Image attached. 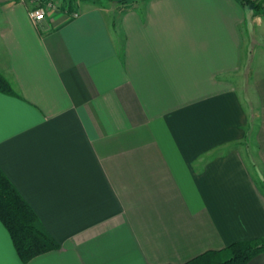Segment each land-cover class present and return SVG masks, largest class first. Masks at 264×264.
I'll return each mask as SVG.
<instances>
[{"label": "crops", "instance_id": "1", "mask_svg": "<svg viewBox=\"0 0 264 264\" xmlns=\"http://www.w3.org/2000/svg\"><path fill=\"white\" fill-rule=\"evenodd\" d=\"M29 7L0 0V169L58 247L23 262L0 221V264H183L264 236V14Z\"/></svg>", "mask_w": 264, "mask_h": 264}, {"label": "trees", "instance_id": "2", "mask_svg": "<svg viewBox=\"0 0 264 264\" xmlns=\"http://www.w3.org/2000/svg\"><path fill=\"white\" fill-rule=\"evenodd\" d=\"M68 9L75 0H59ZM101 3L102 0H84ZM127 4L136 0H110ZM252 15L264 14V0H238ZM0 91L15 94L10 82L0 74ZM263 182V180H261ZM0 221L8 231L12 243L25 262L31 257L58 247V243L0 169ZM264 253V236L234 241L224 248L204 252L183 264H245L252 256Z\"/></svg>", "mask_w": 264, "mask_h": 264}, {"label": "built area", "instance_id": "3", "mask_svg": "<svg viewBox=\"0 0 264 264\" xmlns=\"http://www.w3.org/2000/svg\"><path fill=\"white\" fill-rule=\"evenodd\" d=\"M20 2H29L30 7L28 8V14L32 20L35 22L40 21L45 18L50 10L57 9L61 6L59 0H14ZM68 10L67 7H65ZM72 15H76L77 11L73 10Z\"/></svg>", "mask_w": 264, "mask_h": 264}, {"label": "rangeland", "instance_id": "4", "mask_svg": "<svg viewBox=\"0 0 264 264\" xmlns=\"http://www.w3.org/2000/svg\"><path fill=\"white\" fill-rule=\"evenodd\" d=\"M262 15H263V14H262ZM252 28H253V27H252ZM252 28H251V34H250V35L254 36L255 33H254V31L252 30ZM251 123H252V124L250 125V127H251L250 134H251V136L247 138V141H246V139L244 140L246 144H250V143H251V141H252V131H253L255 125H256V115H255L254 109H253V114H252V121H251ZM240 143H241V142H240ZM250 145H251V148H250L251 151H250V153L252 154V152H253V150H254V147H253V144H250Z\"/></svg>", "mask_w": 264, "mask_h": 264}]
</instances>
